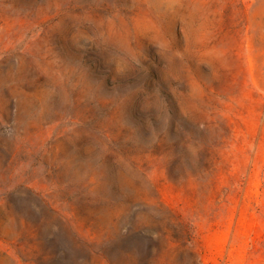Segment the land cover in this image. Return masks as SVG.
Segmentation results:
<instances>
[{
  "label": "rangeland",
  "instance_id": "1",
  "mask_svg": "<svg viewBox=\"0 0 264 264\" xmlns=\"http://www.w3.org/2000/svg\"><path fill=\"white\" fill-rule=\"evenodd\" d=\"M0 264H264V0H0Z\"/></svg>",
  "mask_w": 264,
  "mask_h": 264
}]
</instances>
